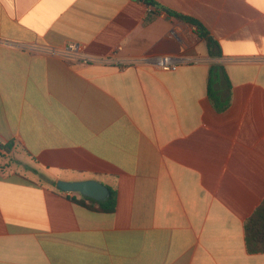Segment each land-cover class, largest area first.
Returning <instances> with one entry per match:
<instances>
[{"label": "crops", "instance_id": "crops-1", "mask_svg": "<svg viewBox=\"0 0 264 264\" xmlns=\"http://www.w3.org/2000/svg\"><path fill=\"white\" fill-rule=\"evenodd\" d=\"M154 2L0 0V264H264V0ZM78 180L116 210L54 185Z\"/></svg>", "mask_w": 264, "mask_h": 264}, {"label": "trees", "instance_id": "trees-1", "mask_svg": "<svg viewBox=\"0 0 264 264\" xmlns=\"http://www.w3.org/2000/svg\"><path fill=\"white\" fill-rule=\"evenodd\" d=\"M145 2L147 5L151 6H158L154 0H140ZM178 20L191 23L198 28L199 34L202 38H204L207 42V47L209 50V55L211 57H217L221 55V49L219 47L218 42H216L209 34L208 30L202 26L201 24L197 23V21L192 20V18L180 16L176 14H172ZM216 68L211 70V77L209 83V95L212 97L213 101L216 103L217 109L221 110L227 104H224L223 107H220L218 104V100H216V94L212 92V79H215L216 76ZM9 145L1 147V149L5 152H9ZM3 153L0 152V159ZM2 166L0 164V172H2ZM54 185H57L55 183ZM76 204L84 206L89 210L96 211V212H104V213H113L117 207V195L113 189H110V195L107 200L103 202L94 201L90 198L80 196L79 199L75 195L70 198ZM245 244L249 254H262L264 253V200L261 205L255 210L252 216L246 221L245 223Z\"/></svg>", "mask_w": 264, "mask_h": 264}, {"label": "water", "instance_id": "water-1", "mask_svg": "<svg viewBox=\"0 0 264 264\" xmlns=\"http://www.w3.org/2000/svg\"><path fill=\"white\" fill-rule=\"evenodd\" d=\"M58 189L64 193H79L94 201L103 202L110 195V189L96 180L60 181Z\"/></svg>", "mask_w": 264, "mask_h": 264}, {"label": "built area", "instance_id": "built-area-1", "mask_svg": "<svg viewBox=\"0 0 264 264\" xmlns=\"http://www.w3.org/2000/svg\"><path fill=\"white\" fill-rule=\"evenodd\" d=\"M61 53L69 61H81L84 63L90 62V58L87 56H83L80 52L79 46L74 43H70L67 48ZM182 62L183 59L178 57H164L158 58L154 63L163 70L169 71L176 69ZM0 152H2L1 148Z\"/></svg>", "mask_w": 264, "mask_h": 264}]
</instances>
